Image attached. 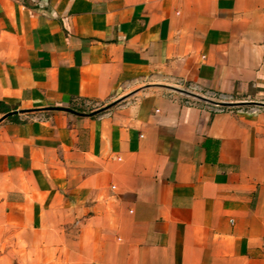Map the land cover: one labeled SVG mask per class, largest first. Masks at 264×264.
<instances>
[{
  "label": "crops",
  "instance_id": "obj_1",
  "mask_svg": "<svg viewBox=\"0 0 264 264\" xmlns=\"http://www.w3.org/2000/svg\"><path fill=\"white\" fill-rule=\"evenodd\" d=\"M190 84L264 98V0H0V264H264V112Z\"/></svg>",
  "mask_w": 264,
  "mask_h": 264
},
{
  "label": "built area",
  "instance_id": "obj_2",
  "mask_svg": "<svg viewBox=\"0 0 264 264\" xmlns=\"http://www.w3.org/2000/svg\"><path fill=\"white\" fill-rule=\"evenodd\" d=\"M183 89L195 95L204 97L206 99L205 102L211 104L218 112L238 111L240 113L249 114H259L264 112V98L237 99L231 93L204 90L197 84H190L183 87ZM189 97H192L195 101H203L196 96L189 95Z\"/></svg>",
  "mask_w": 264,
  "mask_h": 264
},
{
  "label": "water",
  "instance_id": "obj_3",
  "mask_svg": "<svg viewBox=\"0 0 264 264\" xmlns=\"http://www.w3.org/2000/svg\"><path fill=\"white\" fill-rule=\"evenodd\" d=\"M175 89H177V90H179V91H181V92H183V93H186V94H189V95H192V96H196V97H198V98H200V99H202V100H206L204 97L199 96V95H195V94L190 93V92H188V91H186V90H184V89H179V88H175Z\"/></svg>",
  "mask_w": 264,
  "mask_h": 264
}]
</instances>
